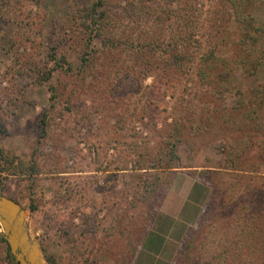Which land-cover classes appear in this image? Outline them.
Returning a JSON list of instances; mask_svg holds the SVG:
<instances>
[{
	"label": "rangeland",
	"instance_id": "rangeland-1",
	"mask_svg": "<svg viewBox=\"0 0 264 264\" xmlns=\"http://www.w3.org/2000/svg\"><path fill=\"white\" fill-rule=\"evenodd\" d=\"M19 2L12 12L16 19L7 24L2 16L5 2L0 0V191L25 209L30 235L47 264V259L52 264H133L137 255L133 246L139 248L142 242L137 244L135 228L147 218L139 201L146 183L158 175L161 183L172 182L174 171H133L136 147L153 150V156L166 163L169 157L161 147L177 121L185 127V140L178 147L182 167L223 170L229 143L240 141L243 154L238 168L264 169V132H256L258 122L264 125V103H259L264 97L256 95L264 90V58L260 56L264 46L248 41L241 49L244 55L237 44L243 29H237L228 15L221 17L213 37L201 38L208 24L196 38L202 39L203 51L219 47L223 59L247 58L246 68L212 67L206 84L195 79L198 68L179 71L175 86L157 88V107L138 106L133 117L139 121L132 123L130 111L122 104L128 98L121 99L125 93L118 91V80L129 74L127 68L119 72L113 66L103 79L89 76L86 80L51 72L56 67L48 57L51 46L59 57L66 56L75 68L79 66L77 36L67 24V0ZM125 2L112 0L109 8L117 11ZM210 5L200 8L208 11ZM245 14L261 27L264 0L251 1ZM178 50L193 54L198 49L194 43ZM50 74L52 79L45 82ZM158 79L149 77L143 84L155 87ZM130 82L125 79L126 84ZM49 86L57 89L56 102L51 101ZM212 87L218 101L204 95L200 102H193L194 108L185 109L188 96L196 90L208 93ZM44 116L49 124L46 135L41 124ZM220 119L224 128L219 127ZM193 123L203 132L196 137L190 134ZM247 142H252L251 148L245 151ZM7 254L8 246L0 243V264L8 263Z\"/></svg>",
	"mask_w": 264,
	"mask_h": 264
},
{
	"label": "trees",
	"instance_id": "trees-1",
	"mask_svg": "<svg viewBox=\"0 0 264 264\" xmlns=\"http://www.w3.org/2000/svg\"><path fill=\"white\" fill-rule=\"evenodd\" d=\"M125 1L124 6L113 11L109 8L112 0H67L70 8L67 24L71 25V30L77 36L75 42L79 45V66L75 68L66 56L59 57L56 47L53 46L50 47L48 57L56 66L51 72L59 71L67 76H81L83 80L89 76L103 79L105 75L110 74L113 66L117 67L119 72L127 68L129 74L125 79L129 78L131 82L126 84L125 79L122 81L120 78L118 91L125 93L120 97L121 99L128 98L122 101V104L124 103L127 112L130 111L128 118L132 123L139 121L133 117L135 112H139L138 106L148 109L152 106L157 107L156 93L160 91L157 88L175 86V81L180 80L179 71L198 68L194 77L199 82L201 79V84H206L204 80L208 81L209 70L212 67L229 71L237 65L246 68L247 58L223 59L218 55L219 47L215 46L203 51L202 39L196 38L200 35L201 38L206 35L208 38L213 37L217 33V27L221 25V17L228 15L229 21L238 26L237 29L239 26L243 29L242 37L237 42L241 45L240 51L245 52L241 49L248 41L255 47L264 46L262 41L264 24L261 27L256 26L254 18L245 14L246 8L253 0ZM4 2L5 9L2 16H5L8 24L16 19L17 15L13 18L15 13L12 12L20 2L19 0H4ZM208 3L211 4L208 11L200 8L207 6ZM208 24H211L208 32L200 34L198 31H204ZM194 43L198 50L193 54L179 52L178 49L182 45ZM261 49L260 56L264 58V48ZM243 54L246 55V52ZM154 76L159 78L155 87H145L143 81ZM51 79L50 74L45 82ZM49 91L52 94L51 101L56 102L58 100L56 87L49 86ZM203 93L201 90H196L188 96L185 99L187 103L185 109L191 105L194 108L196 104L193 102H200L204 95L210 96L214 101L220 99L214 87L208 93ZM256 95L264 97V90ZM112 98L120 103L119 100ZM135 98L138 99L134 100ZM66 102L69 104L72 100ZM259 103L264 102L261 99ZM67 110L70 111L71 106H68ZM194 114L196 117L198 111L195 110ZM156 116L158 117L156 119H159V115ZM246 116L249 117L250 114ZM120 120L126 121V117H121ZM221 121L222 119L219 120V127L224 128ZM233 121L243 127L242 123ZM41 124L43 134L46 135L48 117L44 116ZM256 125L257 134L263 133L264 125L262 126L260 122ZM246 126H249L248 123ZM174 127L173 133L167 135V140L161 147L165 152L164 155L169 157L166 163L154 157L153 150L136 147L138 160L132 164L133 171L152 173L186 169L180 164L181 158L178 152L179 145L185 140L183 138L185 127L180 121H177ZM196 127L194 123L191 126L190 134L193 137L203 133L202 128L197 131ZM175 137L177 140L173 141ZM239 142L229 143L224 171L186 170L187 174L197 178L209 188L210 195L197 227L183 240L175 264H264V169L238 168L243 154L239 150L241 145ZM251 143H246L245 151L251 148ZM124 170L118 169V171ZM160 181L158 175L147 182L145 193H142L139 199L146 208L147 218L137 223L139 229L135 228V231L139 232L136 235L137 244L143 241L144 234L148 232L168 194L171 179L162 183ZM0 194L5 196L2 191ZM7 198L15 200L11 197ZM137 218L135 217V220ZM0 243L8 246L1 231ZM137 250L138 248L133 246V253H137ZM7 260V264H19L12 256L9 246ZM47 262L52 264L48 259Z\"/></svg>",
	"mask_w": 264,
	"mask_h": 264
},
{
	"label": "crops",
	"instance_id": "crops-1",
	"mask_svg": "<svg viewBox=\"0 0 264 264\" xmlns=\"http://www.w3.org/2000/svg\"><path fill=\"white\" fill-rule=\"evenodd\" d=\"M173 171L168 194L146 233L133 264H175L183 240L197 227L210 190L186 170Z\"/></svg>",
	"mask_w": 264,
	"mask_h": 264
},
{
	"label": "water",
	"instance_id": "water-1",
	"mask_svg": "<svg viewBox=\"0 0 264 264\" xmlns=\"http://www.w3.org/2000/svg\"><path fill=\"white\" fill-rule=\"evenodd\" d=\"M0 225L10 252L19 264H47L37 241L30 235L25 209L1 194Z\"/></svg>",
	"mask_w": 264,
	"mask_h": 264
}]
</instances>
